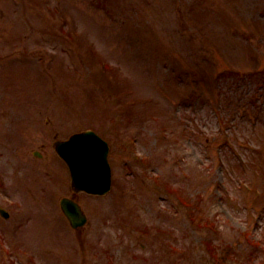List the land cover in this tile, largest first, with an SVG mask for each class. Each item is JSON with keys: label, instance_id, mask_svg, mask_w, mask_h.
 Returning <instances> with one entry per match:
<instances>
[{"label": "rangeland", "instance_id": "374dc122", "mask_svg": "<svg viewBox=\"0 0 264 264\" xmlns=\"http://www.w3.org/2000/svg\"><path fill=\"white\" fill-rule=\"evenodd\" d=\"M262 11L264 0H0V208L12 211L0 215V264H264V120L254 127L241 112L253 114L245 89L264 83ZM82 36L120 68L117 83ZM229 70L241 76L216 80ZM220 101L238 148L259 149L246 166L213 139ZM88 127L112 146L105 196L75 194L54 148ZM219 151L232 179L215 170ZM65 196L85 226L70 225Z\"/></svg>", "mask_w": 264, "mask_h": 264}, {"label": "water", "instance_id": "95a60500", "mask_svg": "<svg viewBox=\"0 0 264 264\" xmlns=\"http://www.w3.org/2000/svg\"><path fill=\"white\" fill-rule=\"evenodd\" d=\"M57 151L69 164L74 188L93 194H105L111 188V168L108 163V144L93 131L76 134L69 141L57 142ZM62 209L73 227L87 222L81 207L63 199Z\"/></svg>", "mask_w": 264, "mask_h": 264}]
</instances>
